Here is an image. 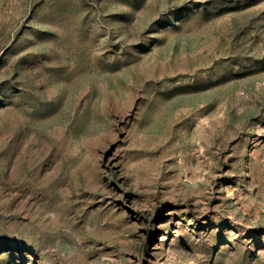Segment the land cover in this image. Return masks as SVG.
Returning <instances> with one entry per match:
<instances>
[{
    "label": "rangeland",
    "instance_id": "374dc122",
    "mask_svg": "<svg viewBox=\"0 0 264 264\" xmlns=\"http://www.w3.org/2000/svg\"><path fill=\"white\" fill-rule=\"evenodd\" d=\"M0 264H264V0H0Z\"/></svg>",
    "mask_w": 264,
    "mask_h": 264
}]
</instances>
